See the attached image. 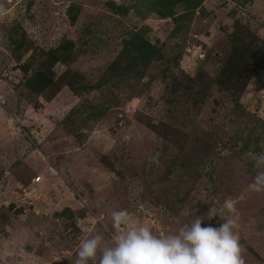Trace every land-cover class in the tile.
I'll return each mask as SVG.
<instances>
[{"label": "rangeland", "instance_id": "obj_1", "mask_svg": "<svg viewBox=\"0 0 264 264\" xmlns=\"http://www.w3.org/2000/svg\"><path fill=\"white\" fill-rule=\"evenodd\" d=\"M157 1L0 0V264H74L90 235L112 245L113 211L164 235L226 198L264 264V0ZM134 34L154 50L136 69Z\"/></svg>", "mask_w": 264, "mask_h": 264}, {"label": "clouds", "instance_id": "obj_2", "mask_svg": "<svg viewBox=\"0 0 264 264\" xmlns=\"http://www.w3.org/2000/svg\"><path fill=\"white\" fill-rule=\"evenodd\" d=\"M248 155L256 170L248 189L264 193V152ZM217 205L202 216H193L191 209L185 208L181 215L193 216L190 222L183 223L176 233L164 235L133 220L127 209L113 211L111 226L116 235L112 245L104 244L100 233L90 235L80 241L74 264H246L236 201L226 198ZM216 216L224 221L219 227H202L204 220Z\"/></svg>", "mask_w": 264, "mask_h": 264}, {"label": "trees", "instance_id": "obj_3", "mask_svg": "<svg viewBox=\"0 0 264 264\" xmlns=\"http://www.w3.org/2000/svg\"><path fill=\"white\" fill-rule=\"evenodd\" d=\"M202 1L203 0H158L157 1L158 9H155L152 11H157V13L161 15L162 17L172 16L173 8L175 7L176 4L181 3V4L186 5L189 9H194ZM147 7L151 9L152 5L148 4ZM66 50L67 48H64V49L60 48V60H63L64 57H67ZM130 52L135 53L138 56V58L136 57L138 63L134 67L136 69L141 61L143 62L147 61L146 63L150 61L149 59L153 56L154 50H153V47L147 41H145L142 37L134 34L131 40ZM46 54H47V59H46L47 64L54 62L57 59L56 50H50ZM130 70L133 71L134 69H130ZM25 84L28 87H30L31 90H33L34 92H40L46 89L48 86H51L52 78L45 73V70H39L35 72L32 75V77L28 78Z\"/></svg>", "mask_w": 264, "mask_h": 264}, {"label": "built area", "instance_id": "obj_4", "mask_svg": "<svg viewBox=\"0 0 264 264\" xmlns=\"http://www.w3.org/2000/svg\"><path fill=\"white\" fill-rule=\"evenodd\" d=\"M49 173H53V169H52V168L49 169ZM40 178H41V177L37 176L36 178H34V179L32 180V182L37 183V182L40 180Z\"/></svg>", "mask_w": 264, "mask_h": 264}]
</instances>
